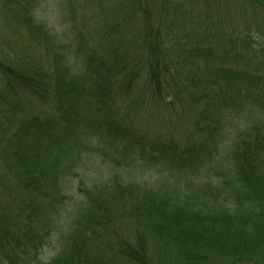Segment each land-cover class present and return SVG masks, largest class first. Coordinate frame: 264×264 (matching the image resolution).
Returning <instances> with one entry per match:
<instances>
[{"label":"trees","instance_id":"1","mask_svg":"<svg viewBox=\"0 0 264 264\" xmlns=\"http://www.w3.org/2000/svg\"><path fill=\"white\" fill-rule=\"evenodd\" d=\"M113 1L114 12L104 11L103 0L93 12L97 15H91L83 23L82 29L89 31L74 34L73 45H68L73 51L76 47L74 56L82 58L84 65L77 69L59 63L62 57L56 51H52L55 56L50 64L49 60L44 61L48 57L40 54L37 65H30L36 59L23 47H0V157L15 172V183L23 187L24 196L38 206L35 236L31 235L30 218L22 225L0 223V254L10 264L19 260L23 264L32 261L35 262L30 264H166L160 254L173 249L184 253L182 258L189 264H231L232 260L240 259L248 264H264V0H235L244 11L261 13L232 27L212 23L220 0H191L200 12L190 8L189 13H198L200 19L209 15L206 19L209 25H200L210 30L211 37L204 34L207 37L204 47L197 44L187 49L183 56L192 59H181L178 70L167 67V61L162 67L158 53L165 52L164 38L172 27L180 29L189 24L183 27L185 37L197 25L191 23L193 19L188 17L182 3ZM149 12L158 17L151 18ZM0 18L6 20L8 15L2 11ZM19 23L30 32L36 31L35 37L49 36L47 30L38 29L45 26L33 20L31 12L13 19L14 25ZM44 45L49 50V45ZM242 67L245 70L240 71ZM175 73L184 78L180 80L181 76ZM122 92L133 95L142 107L149 97H153L152 101L158 99L155 106L159 107L154 108L170 104L176 108L182 101L188 112L185 119L193 122L195 132H203L207 137L214 130L209 125L218 122L224 109L235 113L240 108V112L253 115L251 127L239 135L230 153L235 162L230 194H222L205 179L195 192L180 199L182 202L151 194L146 198L148 208H138L137 201L132 200L128 209H119L117 198L109 202L107 196L84 190L88 200L81 209L80 223H94L92 236L87 232L80 236L76 231L71 241L44 262L40 258L43 233L53 221L41 218V206L51 203L52 190L60 183L55 184L46 169L53 164L58 166L66 153L71 152V145L86 141L81 132L109 141L115 152L133 151L138 161L143 157L173 168L177 163L183 166L187 159V151L173 138H168V145H154L163 142L162 138L153 137L154 143L143 139L141 142H146L143 146L134 137L136 134L127 131L129 121L124 113L117 116L115 110L119 103L116 98ZM23 97L34 99L33 105L41 106L35 112L31 108L23 111L25 119L21 122L26 134L18 130L20 123L16 118L17 111H22ZM123 102L124 99L121 107ZM70 122H77L78 128L70 129ZM199 141L200 145H215L210 137L207 140L200 137ZM222 167L232 173L227 166ZM131 188L118 190L131 196L134 191ZM1 219L7 221L8 217L0 216ZM127 219L137 222L138 238L134 242L119 234ZM108 235L114 239H106ZM7 244L13 249L6 255ZM227 256L232 260L224 262L222 257Z\"/></svg>","mask_w":264,"mask_h":264},{"label":"rangeland","instance_id":"2","mask_svg":"<svg viewBox=\"0 0 264 264\" xmlns=\"http://www.w3.org/2000/svg\"><path fill=\"white\" fill-rule=\"evenodd\" d=\"M102 1L0 0V14L3 11L5 15H8L6 20L0 18L2 40L0 47L2 49H14L15 46L23 47L30 56L36 59L30 65H37L40 54L48 57L44 61L49 60L47 64H50L51 58L55 56L52 51H56L58 52L56 54L62 57L59 63H64L68 69H77V67L84 65L82 58L74 56L76 47L73 51L68 45L73 40L74 34L89 31L88 28L82 29L83 23L87 19L89 20L91 15H97L93 12L98 10ZM110 1H112L111 4ZM179 2L182 3V8L187 12L188 17L193 19L191 23L197 25L192 27L185 37L182 36V33L189 24L181 26L180 29L179 26L177 29L172 27L169 30L170 34L166 33L164 38L165 52L158 53L160 57L158 59L162 62V67L167 61V67L174 66L177 70L181 59H192L189 55L183 56V53H188L187 49L195 47L197 44L204 47L207 37L203 35L211 37L210 30L200 25H209L206 22L209 15H202L200 19L197 17L200 16L198 13H189L190 8H195L197 12H200L199 7L194 6L191 0H174L175 5ZM104 4L105 12H114L115 2L113 0H104ZM25 12H31L32 19L45 26L38 27V29L47 30L49 36L35 37L36 31L30 32L24 24L14 25L13 19L20 18ZM260 13L255 15L252 12L244 11L235 0H220L216 12L213 13L215 20L212 23L232 27L234 23L253 19ZM148 16L151 18L158 17L155 12H149ZM159 22L156 21V24ZM45 43L49 45V50L45 49ZM213 48L216 51L217 46L215 45ZM50 49H52L51 52ZM46 51L49 52L48 56H46ZM182 65L187 66V63ZM192 66H194V63ZM241 70H245V67H242ZM175 75L181 76L180 80L184 78L180 73H175ZM182 96H184L183 93ZM242 96L245 101V95L242 94ZM196 98L201 102L199 94ZM116 99L119 102L115 108L116 114L122 116L124 113L125 118L129 121L126 124L129 129H126L136 134L134 137H137L140 142L147 139L153 143L156 140L153 137L163 139V142H156L154 145H168V138H173L174 141H179L178 145L182 149L187 151L185 157L187 159H184L183 166L177 163L174 164L173 168L159 166L143 157L142 160L138 161L136 159L137 155L133 151L115 152L110 146L113 144L109 141L93 138L94 135L87 131L81 132L82 138H86V141L82 145H71V152L66 153L58 166L54 167L53 164L46 169L54 178V183L56 184L57 181L60 183L56 185L55 190H52L51 203L41 206V218L46 219L48 222L53 221L51 225L45 228L43 233L44 244L40 258L44 262L50 260L67 244L68 240L71 241L76 231H79L80 236L83 232H87V235L92 236L94 223L92 221L80 223L81 209H84L88 200L84 190H92L98 192V195L107 196L109 202L111 199L117 198L119 209H128V205L132 200L137 201L138 208H148L150 204L146 203V198L151 197V194H153L152 196H167L182 202L180 199H185L186 194L195 192L204 183L205 179H209L211 186L220 189L222 194L227 196L230 194L233 172H235V162L230 157V153L233 151V144L238 140L239 135L244 134L251 127L254 120L253 115L240 112V108L235 113L224 109L218 122L209 125V129L213 128L214 130L209 132L208 137L214 139L215 145H200L202 143V141H199L200 137L205 140L208 137L202 135L203 132H195L193 122L185 119L188 112L182 101H179L176 108L172 104L168 107L154 108L159 106H155L158 99L152 101L153 97L146 100L144 107L136 100L134 101V96L128 93L122 92ZM123 99L124 102L121 107L120 103ZM21 102L22 111H17L16 118L20 123L18 130L26 134V127L24 128L22 124L25 119L23 113L30 108L33 112L38 111V106H41L38 102V104L33 105L34 99H28L27 97L21 98ZM128 105L131 108L128 109ZM45 110L48 114L50 113L47 108ZM70 124H72L70 129L78 128L79 125L77 122H70ZM141 145L145 146L146 142H141ZM6 160L8 161V156ZM222 166L230 168L232 173L230 174ZM14 175L15 172L8 169L5 161L0 157V216L8 217L7 221L1 219L0 223L20 222V225H22V223H26V219L30 218L33 225L31 235L35 236V232L38 231V206L28 201L24 196L25 191L22 186L15 183ZM179 177H181L180 181H178ZM189 182L192 184L190 185ZM126 187L129 189L134 188L131 196L126 191L119 192V188L125 189ZM137 189L139 192L135 191ZM118 194L121 195V198ZM56 224L61 225L58 227ZM136 224L137 222L133 219H127L119 234L127 235L128 240L134 242L138 238ZM105 236L103 234V237ZM106 239H114V236L108 235ZM12 249L7 244L6 255L9 252L11 253ZM16 253L19 257L20 253L17 250ZM160 257L164 259L163 261L166 264H174L177 260L178 264H189L185 258H182L185 257L184 253H177L173 249L171 251L164 250ZM222 259L226 262L232 260V257L227 256L222 257ZM0 264H10L5 255L0 254ZM17 264L23 263L19 260ZM231 264H248V262L240 259L237 261L232 260Z\"/></svg>","mask_w":264,"mask_h":264}]
</instances>
